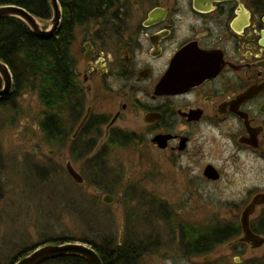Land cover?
Segmentation results:
<instances>
[{
  "label": "flooded vegetation",
  "instance_id": "1",
  "mask_svg": "<svg viewBox=\"0 0 264 264\" xmlns=\"http://www.w3.org/2000/svg\"><path fill=\"white\" fill-rule=\"evenodd\" d=\"M94 14L96 23L73 34L79 101L65 115L71 144L83 141L87 151L95 137L91 161L98 160L107 146L134 141L117 130L131 116L150 131L149 150L173 169L241 189L221 201L239 210L238 220L194 231L193 245L181 243L185 264H264V0H103ZM108 97L113 115L95 113L93 104ZM68 132L63 127L54 141ZM221 151L229 179L208 162ZM209 167L215 178L205 174ZM254 200L245 234L240 217Z\"/></svg>",
  "mask_w": 264,
  "mask_h": 264
},
{
  "label": "rangeland",
  "instance_id": "2",
  "mask_svg": "<svg viewBox=\"0 0 264 264\" xmlns=\"http://www.w3.org/2000/svg\"><path fill=\"white\" fill-rule=\"evenodd\" d=\"M49 24L40 23L44 29ZM79 51L75 46L72 54ZM78 60L82 63L81 54ZM15 104V110L0 106L2 261L8 262L20 250L42 241L85 239L101 245L107 235L122 242L127 234L144 249L136 264H185L183 228L202 232L214 224L238 220L239 210L223 207L221 201L240 195L239 187L205 185L198 181L197 173L173 169L162 155L149 150L144 139L150 138V131L131 116L122 118L117 130L133 135L134 141L107 146L98 160L91 161L95 137L89 139L93 144L87 151L83 141L71 144L72 132L63 115L68 137L48 142L40 127L44 108L37 95L26 92ZM93 107L95 113L113 115L115 99L99 100ZM209 150L212 148L206 150L207 155ZM220 153L216 161L208 162L222 167L229 179L226 153ZM67 161L83 178V185L67 175ZM105 195L113 198L111 205L102 202Z\"/></svg>",
  "mask_w": 264,
  "mask_h": 264
},
{
  "label": "trees",
  "instance_id": "3",
  "mask_svg": "<svg viewBox=\"0 0 264 264\" xmlns=\"http://www.w3.org/2000/svg\"><path fill=\"white\" fill-rule=\"evenodd\" d=\"M105 1V0H104ZM62 10V21L55 36L39 39L34 36L25 23L16 18L0 19V61L4 63L12 75V92L0 99V106L15 110V100L26 92L37 95L44 108L40 127L47 141L61 137L63 131V115L69 109L77 107L79 91L71 65V47L74 29L79 25L96 23L95 10L99 9L103 0H58ZM23 8L38 22L51 20L52 12L48 0H0L2 6ZM2 86L0 80V88ZM193 231H181V243L184 249L193 245ZM52 243L81 242L90 245L100 257L102 264H136L144 252L141 242L129 238L127 234L119 245L112 234L104 237L101 245L81 239L57 238ZM50 243V244H52ZM49 244L42 241L32 248L22 249L8 262L14 264L28 255L37 246ZM182 244V245H183ZM42 264H87L76 256H65Z\"/></svg>",
  "mask_w": 264,
  "mask_h": 264
},
{
  "label": "water",
  "instance_id": "4",
  "mask_svg": "<svg viewBox=\"0 0 264 264\" xmlns=\"http://www.w3.org/2000/svg\"><path fill=\"white\" fill-rule=\"evenodd\" d=\"M49 6L51 8L52 17L50 20V24L46 29H43L38 20L28 13L23 8L17 6H2L0 7V19L2 18H16L26 24L29 28L30 32L39 39H49L55 36L60 28L62 21V10L58 0H48ZM0 80L2 86L0 88V99L7 97L12 92L13 81L12 75L8 67L0 61ZM167 82L166 80H162L159 86L157 87L158 92H162L164 90V84ZM117 116L111 121L110 126H112L116 121ZM85 121V119H84ZM83 121V122H84ZM165 137H158L156 141H158L161 147L164 146ZM51 155L52 152H49ZM65 171L70 179L77 185H83V178L73 169L71 163L67 161L65 163ZM205 174L210 178H215V173L211 169V167L206 169ZM102 202L108 205L113 203V198L109 195H105L102 197ZM257 203L255 200L249 207H247L240 217V223L245 234L250 233L248 230V220L250 214L254 210V206ZM122 232L120 231V237ZM121 240H119V245ZM65 256H76L80 257L87 262V264H102V261L96 251L88 244L81 242H65L62 244H43L34 248L28 255L19 259L14 264H42L44 262L62 258Z\"/></svg>",
  "mask_w": 264,
  "mask_h": 264
}]
</instances>
